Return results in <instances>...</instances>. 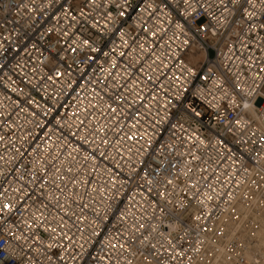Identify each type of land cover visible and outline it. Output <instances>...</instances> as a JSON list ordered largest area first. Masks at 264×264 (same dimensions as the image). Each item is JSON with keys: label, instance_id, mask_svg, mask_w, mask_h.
<instances>
[{"label": "built area", "instance_id": "obj_1", "mask_svg": "<svg viewBox=\"0 0 264 264\" xmlns=\"http://www.w3.org/2000/svg\"><path fill=\"white\" fill-rule=\"evenodd\" d=\"M11 2L18 7L21 0ZM22 2L34 6L35 11L17 15L15 8L7 13L0 8V16L12 21L6 27L31 37L25 45L27 52L20 48L15 54L0 58V204L16 205L12 213H0V256L7 252L15 264H47L48 256L55 260L63 251L64 260L60 264L89 261L96 264L101 255L106 259L111 257L115 264L121 255L119 244L126 241L130 244L133 229L149 221L153 212L152 199L145 200L140 194L141 180L132 170L142 176L141 161L145 165L152 163L161 145L164 153L160 158L167 156L177 165L173 171L180 174L174 177L178 190L195 183L201 192L209 185L217 192L222 188L225 193L237 191V176L249 179L240 168L242 160L249 163L250 179H259L253 158L264 155V148L255 125V136L253 130L241 136L222 132L223 126L217 127V122L205 115L203 126L192 125L209 142L196 151L201 157L199 161L192 160L190 141H185L184 134L172 128L177 123L173 118L174 106L178 104L175 76L181 71L176 50L183 47L174 36L179 15L175 5L179 3L183 7L182 0H164L165 11L173 16L172 28L167 27L168 16L159 10L160 0H155L157 15L153 10L141 15L129 9L131 15L122 25L127 33V46L117 33L95 56L96 63L73 64L71 77L55 82L47 79V69L41 63V53L48 54L45 51L48 37L43 40L40 37L48 27L64 24L62 19L59 24L52 19L60 7L45 16L43 6L47 0ZM132 3L139 8L145 0H132ZM145 27L156 34L146 33ZM259 36H264V32L254 35L247 49L242 50L239 43L236 45L234 64L227 73L233 81L236 72L242 77L248 74L249 64H253L254 70L259 68L260 58L264 56L258 44ZM24 39L21 35V40ZM31 44L36 48L30 47ZM104 52L109 55L105 57ZM68 84L73 87L68 88ZM199 84L197 81L191 85L189 99L184 102L191 101L210 113L206 101L192 95ZM201 86L209 100L212 95H219L209 93V85ZM166 100L172 101L173 106L167 105ZM184 126L187 128L188 123L184 122ZM176 136L181 139L177 141ZM220 136L224 138L223 147L213 143ZM169 143L176 149L171 153ZM229 157L235 159V165ZM189 167L190 180L183 175ZM233 167L237 169L235 174ZM250 186L255 189L254 185ZM219 207H224L223 201ZM258 212L256 209L257 216ZM214 216V221L207 222L208 227L224 226L226 231L234 228L230 223H222L225 217L219 211ZM162 230L166 232L167 228ZM208 238L214 239L212 233H208ZM49 244L56 247L49 249ZM111 244L117 247L113 249ZM184 248H188L187 240ZM202 255L207 264L208 257ZM124 258L132 257L129 254Z\"/></svg>", "mask_w": 264, "mask_h": 264}, {"label": "snow or ice", "instance_id": "obj_2", "mask_svg": "<svg viewBox=\"0 0 264 264\" xmlns=\"http://www.w3.org/2000/svg\"><path fill=\"white\" fill-rule=\"evenodd\" d=\"M182 4L183 7L179 3L175 5L179 15L174 24V36L183 47L176 50L181 71L175 76V101L178 104L174 106L173 118L177 123L172 124V128L183 133L185 141H190L193 161L201 159L196 155V151L209 143L201 137L198 129L192 127L193 124L203 126L205 115L214 119L217 127L222 125V132L241 136L249 130H253L255 136V125L259 129L261 148H264V56L260 58L258 69L254 70L253 64L248 65L249 72L246 76L242 77L236 72V79L233 81L227 75L234 64L236 45L239 43L242 50L247 49L253 42L252 37L264 32V0H182ZM57 6L60 7V12L52 19L56 20L57 24L62 19L64 24L48 27L40 37L41 40L48 37L45 47L48 54L41 53V63L47 69V79L53 82L62 77L70 78L73 64L96 63L95 56L107 46V40L117 33L127 46V33L122 25L126 23V17L131 15L129 9L141 15L146 10H153V14L157 15L154 11L157 9L155 0H145L139 8L135 7L132 0H47L43 6V15L47 16L49 11ZM0 8L4 13L15 8L17 15L35 11L34 6H29L22 0L18 7L11 0H0ZM159 10L168 16L167 27L172 28L173 16L165 11L164 0H160ZM0 21H3L0 22V58L15 54L20 48L27 52L28 47L25 45L31 37L27 33L11 31L6 27L12 24L11 20L0 16ZM144 30L150 35L156 34L150 28L145 27ZM21 35L25 37L24 40H21ZM258 44L264 52V36H259ZM30 47L36 48V45L31 44ZM108 55V52H104L105 57ZM68 61L71 63H67ZM112 63L115 65V60ZM197 81L200 84L192 95H199L206 101L207 107L212 110L210 113L202 111L191 101L184 102L189 99L187 93L191 91V85ZM201 85H209L208 92L219 95H212L209 100ZM72 87L73 84H68V88ZM165 103L173 106L170 100ZM168 122L171 123V119ZM184 122L188 123L187 128ZM180 139V136H176L177 141ZM213 143L223 147V136ZM149 144L151 145V137ZM175 150L173 144L169 143L168 152ZM163 153L164 146L161 145L157 156L152 157V163L145 165L144 161H141L144 166L142 176L135 169L132 170L140 177V194L145 200L152 199L153 212L149 221L139 223V227L133 229L134 236L130 244L127 241L119 244L121 255L117 256L115 264H173L174 261L176 264H205V255L202 253L208 257L207 264H264V155L258 154L253 158L259 169L258 180L250 179L249 163L242 160L239 162L240 168L249 179H239L237 176V191L225 193L223 188L217 192L210 185L207 190L201 192L195 183H188L178 190L174 177L180 174L173 171L177 165L167 156L161 159L160 155ZM229 159L236 164L233 157ZM191 171L190 167L183 171V175L189 180ZM236 172L237 169L233 167L232 174ZM249 180L250 185L255 186L254 190L249 185ZM242 187L245 190L241 191ZM145 188L147 192L143 191ZM220 201H223L224 207H219ZM15 207V204L3 202L0 204V213L7 215L12 213ZM256 209H259L260 222L255 228H248L249 220L254 219L251 213L256 212ZM217 211L225 217L222 223L232 224L233 229L226 231L224 226H207L208 221L215 220L214 213ZM124 218L121 213L120 219ZM163 228H167V231H163ZM208 233H212L214 239H209ZM63 239H67V236ZM161 240L164 241L162 244ZM186 240L188 248H184ZM206 245H211V248H206ZM53 247L56 245H48L49 249ZM110 247L115 249L117 245L111 244ZM129 254L132 258L125 259ZM164 254L166 256L162 260L161 256ZM80 255L84 256L83 253ZM9 256L7 252L0 256V264H15ZM62 260L63 251L58 259L54 260L52 256H48L47 264H60ZM88 264H91V261ZM96 264H113V261L111 257L106 259L101 255Z\"/></svg>", "mask_w": 264, "mask_h": 264}, {"label": "rangeland", "instance_id": "obj_3", "mask_svg": "<svg viewBox=\"0 0 264 264\" xmlns=\"http://www.w3.org/2000/svg\"><path fill=\"white\" fill-rule=\"evenodd\" d=\"M251 215L254 217V219L253 220H249L247 226H248V228H255L256 224L260 222V217L257 216V214L255 212L251 213ZM257 232L259 233V229L258 228H257Z\"/></svg>", "mask_w": 264, "mask_h": 264}]
</instances>
